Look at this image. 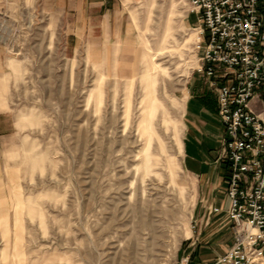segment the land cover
<instances>
[{"label":"rangeland","instance_id":"obj_1","mask_svg":"<svg viewBox=\"0 0 264 264\" xmlns=\"http://www.w3.org/2000/svg\"><path fill=\"white\" fill-rule=\"evenodd\" d=\"M189 2L108 0L121 36L83 32L76 7L5 6L19 22L0 45V264H214L228 249L229 231L205 253L213 220L182 160Z\"/></svg>","mask_w":264,"mask_h":264},{"label":"built area","instance_id":"obj_2","mask_svg":"<svg viewBox=\"0 0 264 264\" xmlns=\"http://www.w3.org/2000/svg\"><path fill=\"white\" fill-rule=\"evenodd\" d=\"M188 1L200 23L196 71L215 90L226 130L219 159L225 166L233 243L214 264H263L264 0ZM18 22L0 7V45L12 43ZM10 53L17 52L11 48ZM178 264H192L191 257Z\"/></svg>","mask_w":264,"mask_h":264},{"label":"crops","instance_id":"obj_3","mask_svg":"<svg viewBox=\"0 0 264 264\" xmlns=\"http://www.w3.org/2000/svg\"><path fill=\"white\" fill-rule=\"evenodd\" d=\"M27 1L32 6L37 5L52 10L67 6L76 7L81 14V21H84L83 32L89 31L91 36L96 34L94 31L98 26L105 34L116 32L121 36L123 33L121 28L116 29L113 23L112 14L106 5L108 0H0V7L10 6L11 3L24 6ZM98 6L101 8L99 12ZM103 9H106L105 13L100 14ZM196 74L198 79L191 87L192 92L189 90L186 93L182 160L188 173L199 181L200 188L203 189V207L200 216H209L207 223L212 220L213 222L206 229L209 240L202 247L205 248V253H213L222 249L223 245L218 242L226 236L228 231L231 237L230 245L233 243V234L230 231L231 221L227 214L229 202L225 166L219 159L226 130L218 116L215 90L208 86L200 73L196 72ZM213 207H219L221 210L213 212Z\"/></svg>","mask_w":264,"mask_h":264},{"label":"bare ground","instance_id":"obj_4","mask_svg":"<svg viewBox=\"0 0 264 264\" xmlns=\"http://www.w3.org/2000/svg\"><path fill=\"white\" fill-rule=\"evenodd\" d=\"M196 35H197V37H196V42H195V44H196V46H198V40H199V36H198V30H197V32H196ZM259 264V263H258ZM261 264V263H260ZM264 264V263H263Z\"/></svg>","mask_w":264,"mask_h":264}]
</instances>
